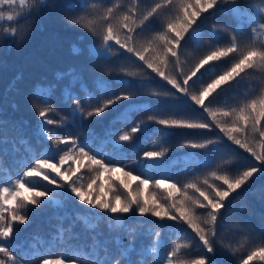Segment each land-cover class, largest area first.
<instances>
[{
	"label": "snow or ice",
	"instance_id": "snow-or-ice-1",
	"mask_svg": "<svg viewBox=\"0 0 264 264\" xmlns=\"http://www.w3.org/2000/svg\"><path fill=\"white\" fill-rule=\"evenodd\" d=\"M56 8L57 0H0V45L19 48L36 20ZM62 11L67 13L66 26L98 37L99 46L93 41L89 47L90 67L84 64L57 75L68 80L62 99L71 101V119L50 115L56 112L51 85L32 92L31 108L38 120L31 137L24 135L26 122L4 118L0 104V264H148L149 259L152 264H221L219 257L226 253L238 264H264V234L253 237L235 221L233 227L244 235L239 245L221 235L228 219L244 210L234 207V199L257 176L264 177V0H64ZM214 12L229 16L231 23L214 22L205 33L202 21ZM245 26L250 35L241 39ZM224 33L228 39L221 43ZM190 41L198 54L184 56ZM201 47L206 51L201 53ZM74 52L79 54V49ZM117 57L121 62L113 64ZM253 76L260 83L249 87L246 82ZM156 78L163 82L162 91L146 93L156 97L155 106L133 103L144 94L139 89L147 87L145 82ZM241 87L245 91L230 97L231 103L221 100ZM104 96L108 98L101 99ZM124 102L129 103L115 122L128 123L132 112L152 114L119 134L107 129L100 136L89 128L83 138L58 135L77 120L83 128L88 118ZM181 104L183 111L174 107ZM153 123L162 126L158 130L164 135L167 129L189 130L185 135L191 138L181 147L202 151L182 152L169 161L170 149L160 146L125 163L124 145ZM7 127L19 136L12 142L13 162L20 169L15 173L3 159ZM18 145L26 155L17 159ZM216 145L236 157L243 150L255 163L235 174L231 159L222 158L212 167L215 157L210 149ZM138 165L148 171L134 175L129 169ZM201 167L211 169L202 178L196 175ZM172 168L177 169L175 175L194 178L181 183ZM155 169H163L160 178L150 174ZM259 194L264 201V185ZM73 198L95 211L74 216L58 211L47 242L40 236L18 240L19 226L31 222V212L64 210ZM133 217L155 220L145 227L143 220L130 221ZM102 220L108 221L109 230L104 240L97 231ZM80 222L86 232L94 233L90 244L74 231ZM145 239L147 243L138 246ZM57 243L66 247L55 259L44 258ZM193 246L198 254H186L184 250Z\"/></svg>",
	"mask_w": 264,
	"mask_h": 264
},
{
	"label": "trees",
	"instance_id": "trees-1",
	"mask_svg": "<svg viewBox=\"0 0 264 264\" xmlns=\"http://www.w3.org/2000/svg\"><path fill=\"white\" fill-rule=\"evenodd\" d=\"M63 4L64 0H57V8L55 11H53L50 15L36 20L35 26L28 39L19 48H17L15 45H13L11 48L0 45V104H2L4 108L3 116L5 119H10L13 121L22 120L26 122L27 126L24 129V135L28 137L32 136L34 125L38 120V118L35 116L34 110L31 108V104L34 101L32 92L41 86L51 85L54 89V95L51 103L56 109V112L50 115L54 119H59L61 116L71 119V101L65 103L62 99V92L68 84V80L66 78L58 79L57 75L58 73L65 72L72 67L78 68L84 64H87L90 67L92 61L88 57L89 47L93 41H95L97 46H99L98 37L92 36L91 34L79 28L66 26L64 16L67 13L62 11ZM241 6L243 7V4ZM22 22L28 24L31 23V20H25ZM214 22L231 23V20L227 15H223L220 12H214L212 17H206L205 20L202 21V28L205 33L210 31L211 25ZM244 32L245 36L241 37V39H246L247 36L250 35V28L245 26ZM222 35L224 38L221 43H225L228 39L227 34L224 33ZM207 40L208 36L205 35L204 41ZM74 49H79V54H76ZM199 51L202 53L206 51V49L201 47ZM197 54L198 53L193 51V45L191 41L183 49L184 56H195ZM119 62H121V58L119 57L112 61L113 64ZM115 78L116 76L112 77V79ZM135 83L136 80H133V84ZM145 83L147 84V87L139 89V91L144 94L137 96L133 103H151L153 106H155L156 97L147 95L146 93L150 91H162V89L159 87V84H162L163 82L159 81V78H156L155 82L146 81ZM246 83H248L249 87H252L258 85L260 81L257 76H253L250 77L249 81ZM89 87H93L91 80H89ZM116 90L119 92L121 89L117 88ZM73 91H77V89H73ZM244 91V87H241L238 89V91L228 93L227 97L222 96L221 100L227 98L229 99V103H231L232 101L230 97L237 96ZM107 98V96L101 97V99ZM128 103L129 102H124V104H120L109 110H106V112L100 116L88 118L84 121L83 128L78 126L80 121L77 120L75 124L70 125L66 130H59L58 135L62 137L70 135L83 138L85 130L89 128L94 129L95 132L100 136H103L105 130L107 129H114L116 133L119 134L121 131L128 130L136 123L137 120L146 118L148 115L152 114L151 112H132L130 121L128 123L115 122L119 114L126 109ZM13 104L16 105L15 108L12 107ZM174 107L180 109L181 111L184 109L182 104L174 105ZM161 127L162 126L153 123L150 125L146 133L136 134L131 142L126 143L123 148L124 153L127 155V160L125 163L137 161L142 156L143 151L159 150L160 146L170 149L167 157L169 161L180 156L182 152L202 151L181 147L185 139L191 138L185 135V133L189 130L167 129L164 131H166L168 134L164 135L162 131L158 130L161 129ZM4 135L9 141V143L3 146L8 150L3 156L4 164L5 166L11 168L13 173H15L20 169L19 166L13 162L12 142L18 141L19 136L17 132L10 127L5 128ZM207 135L212 134L208 133ZM112 138L115 139L116 137L113 136ZM154 141L157 143L154 144ZM32 142L34 144L36 143L34 138ZM18 146L20 147V151L15 153L17 159L26 155V153L23 151V146ZM108 150L109 149H105V151ZM39 151H43V149L41 148ZM210 151L215 157L212 167H215V164L219 163L222 158L231 159L233 164V174L246 167L252 166L255 163L247 153L243 152V150H239L241 155L238 157L233 156L229 149L223 145L213 146ZM147 163V161H140V165H146ZM140 165L129 170H132L134 175L148 171L145 167ZM210 170V168L204 167L197 168L196 175L202 178ZM161 171H163V169H155L152 170L150 174L155 175L156 178H160L159 173ZM176 171V168L171 169L175 179L179 180L181 183L194 178V176L191 174L175 175ZM40 183L45 184L46 182L40 181ZM261 185H264V177L257 176L256 179L234 199V207L236 209L243 207L244 210L236 211L234 215L228 219V229L221 234L227 237L226 242H230L233 245L238 246L239 243L244 239V235L238 229L233 227V223L235 221H239L247 229H250L253 237L258 238L261 234H264V201L261 200L259 194V187ZM48 187L51 188L52 186L48 185ZM145 195H147V193H145ZM58 211L61 213L62 211H67L74 216L77 212L83 215L89 211L95 210H91L87 206L79 204L78 201H75V198L67 203V206L64 210H57L51 207L36 209L30 213L31 222L27 226H19L22 231L18 237V240L30 241L33 236H40L43 237L47 242L50 238V233L54 231L53 226L57 223L54 216ZM133 219L143 220L145 222V227H150V222L155 220V218L152 217H133L130 218V221ZM65 223L67 224V221ZM107 225V220H102L99 222L97 231L103 233V235L99 237L101 240H104L109 236ZM74 231L80 233L81 241L86 240L89 244L92 242L94 233L90 231L86 232L82 222L77 224ZM168 231L174 232L175 229H169ZM141 242L147 243V240L145 239L138 241V246ZM172 242V240H169V245H171ZM73 243H76V241H73ZM65 247L66 246L64 244L57 243V245L52 248L50 252H46L44 254V258L55 259ZM184 251L186 254H191L192 256L198 254V249L195 246ZM219 259L221 260V264H238V261L228 253L222 257H219ZM148 264H152L150 259ZM253 264H260V262H253Z\"/></svg>",
	"mask_w": 264,
	"mask_h": 264
}]
</instances>
